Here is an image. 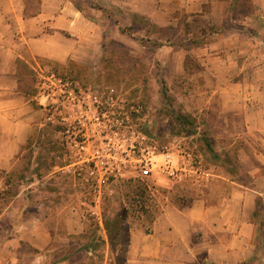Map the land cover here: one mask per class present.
I'll list each match as a JSON object with an SVG mask.
<instances>
[{
    "label": "rangeland",
    "instance_id": "374dc122",
    "mask_svg": "<svg viewBox=\"0 0 264 264\" xmlns=\"http://www.w3.org/2000/svg\"><path fill=\"white\" fill-rule=\"evenodd\" d=\"M40 1L24 0L27 12L37 11ZM68 1L96 25L86 28L95 49L83 63L37 58L34 68L20 65L38 125L20 160L0 172V239L7 243L2 262L122 264L128 232L152 225L138 203L157 218L168 197L156 183L170 176L158 167L149 176L142 173L150 157L161 166L162 154H171L175 168L187 162L202 170L229 158H221L223 141L213 136L225 129L218 109L224 105L222 82L204 75L201 60L202 45L220 31L214 15L186 22L185 14L160 27L104 0ZM161 5L146 0L124 6L157 14ZM194 183L186 179L184 190ZM101 222L106 231L112 225L109 246L98 239ZM78 226L86 229L80 236L61 232Z\"/></svg>",
    "mask_w": 264,
    "mask_h": 264
},
{
    "label": "crops",
    "instance_id": "0c3cea01",
    "mask_svg": "<svg viewBox=\"0 0 264 264\" xmlns=\"http://www.w3.org/2000/svg\"><path fill=\"white\" fill-rule=\"evenodd\" d=\"M144 1L104 0L107 6L146 17L160 27L175 25L185 14L186 22L206 18L208 12L214 15L213 24L220 31L202 45L201 60L204 75L222 82L224 105L218 109L225 129L213 136L223 141L221 158H229L203 170L184 162L175 176H160L156 185L167 190L166 203L150 230L128 232L122 264H264V0H160L157 14L124 6ZM90 25L96 27L68 0H42L34 13L27 12L24 0H0V172L20 160L38 125V111L22 88L27 73L20 65L34 68L37 58L83 63L95 49L93 35L86 32ZM189 177L195 183L184 190L182 183ZM101 225L98 239L109 246ZM85 231L83 226L61 230L78 236ZM6 244L1 238L0 254Z\"/></svg>",
    "mask_w": 264,
    "mask_h": 264
},
{
    "label": "built area",
    "instance_id": "2783aa9c",
    "mask_svg": "<svg viewBox=\"0 0 264 264\" xmlns=\"http://www.w3.org/2000/svg\"><path fill=\"white\" fill-rule=\"evenodd\" d=\"M162 155L164 156V163L161 166H159L158 163L157 165H155V162H153L152 157H150L149 160H147L144 163V166H141L142 173L146 176H149L152 173L153 167H158L157 168L158 172L167 174L170 177L175 176L179 172V169H177L179 167L175 168V162L173 156L171 154H162ZM107 181L109 182V178H105V183H107Z\"/></svg>",
    "mask_w": 264,
    "mask_h": 264
},
{
    "label": "trees",
    "instance_id": "16d2710c",
    "mask_svg": "<svg viewBox=\"0 0 264 264\" xmlns=\"http://www.w3.org/2000/svg\"><path fill=\"white\" fill-rule=\"evenodd\" d=\"M76 8H77L80 12H82L86 17L88 16L87 13L82 9V7H80V6H78V5L76 4ZM99 9H101V8H99ZM123 31H124V30H123ZM156 45H158V44H156ZM158 46H161V44L158 45ZM101 61H102V65H103V63H107V58L105 57V55H103ZM104 68H105V65H104ZM178 119H179V121H180L182 124H184V125H190V124H191V121H189V120L187 119L186 116H179ZM192 132H193V130H192ZM194 132H195V131H194ZM139 191H140V190H139ZM139 194H140V192H139ZM134 195L137 196L136 194H134ZM257 205H258V207H260V206H261V201L258 200ZM137 206L140 207V210L143 211V213L146 214V215L148 216V219H149L150 223H153V222L155 221V219H156L155 216L152 214V212L149 213V210H147V208H145V207H146L145 203H140V204L138 203ZM144 209H145V210H144ZM255 216H256V217L258 216V213H257V212H256ZM120 224H121V221L118 219V220L116 221V226H120ZM106 227H107L106 229H107V232H108L109 239H110V241H111V240H113V238H114V236H113V228H112V225L109 226V224H107Z\"/></svg>",
    "mask_w": 264,
    "mask_h": 264
}]
</instances>
